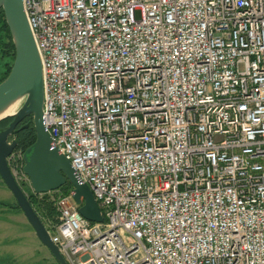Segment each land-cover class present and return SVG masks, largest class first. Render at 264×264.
Returning <instances> with one entry per match:
<instances>
[{
  "label": "built area",
  "instance_id": "obj_1",
  "mask_svg": "<svg viewBox=\"0 0 264 264\" xmlns=\"http://www.w3.org/2000/svg\"><path fill=\"white\" fill-rule=\"evenodd\" d=\"M24 8L44 125L104 217L46 193L67 264H264V0Z\"/></svg>",
  "mask_w": 264,
  "mask_h": 264
},
{
  "label": "water",
  "instance_id": "obj_2",
  "mask_svg": "<svg viewBox=\"0 0 264 264\" xmlns=\"http://www.w3.org/2000/svg\"><path fill=\"white\" fill-rule=\"evenodd\" d=\"M1 10L15 46V60L9 76L0 83V121L13 120L6 129L0 130V178L40 243L57 264H67L9 165V158L18 147L17 141L10 139L27 117H33L36 141L23 153V172L29 178L33 192L46 194L70 183L73 186L71 195L80 207V214L92 223H103L104 217L90 187L78 180L71 162L53 147L52 137L44 125L43 65L25 12L24 0H0ZM12 106H15V114L1 117Z\"/></svg>",
  "mask_w": 264,
  "mask_h": 264
},
{
  "label": "rangeland",
  "instance_id": "obj_3",
  "mask_svg": "<svg viewBox=\"0 0 264 264\" xmlns=\"http://www.w3.org/2000/svg\"><path fill=\"white\" fill-rule=\"evenodd\" d=\"M9 62L7 57H2L0 51V79L6 71V63ZM23 188L26 195L32 199L33 207L41 218L54 219L56 213L52 217L50 215L52 213L50 209L54 210L50 197L55 194L36 195L29 184ZM8 191L0 178V264H57L36 235H33L32 227L23 213L16 209V201L13 196H9ZM5 210L6 213H3ZM6 229H9V232Z\"/></svg>",
  "mask_w": 264,
  "mask_h": 264
},
{
  "label": "trees",
  "instance_id": "obj_4",
  "mask_svg": "<svg viewBox=\"0 0 264 264\" xmlns=\"http://www.w3.org/2000/svg\"><path fill=\"white\" fill-rule=\"evenodd\" d=\"M0 51L2 53L3 58H8L10 60L9 63H6V71L4 72V75L0 79V83H2L6 78L9 76L12 65L15 60V46L12 40V36L10 33V30L8 28V25L6 23L4 12L0 11ZM12 118L5 119L3 121H0V130H4L8 127L10 124ZM25 124L21 129L16 132V141L18 143V147L15 152H21L24 153L29 147H31L35 141H36V132L33 124V117H27L25 119ZM73 190V186L68 183L66 186L60 189V192L64 195H70ZM31 204L33 205L32 199L30 200ZM52 208V207H51ZM16 209L19 210V208L16 205ZM51 210V217L55 215L54 210ZM53 219V217H52Z\"/></svg>",
  "mask_w": 264,
  "mask_h": 264
},
{
  "label": "flooded vegetation",
  "instance_id": "obj_5",
  "mask_svg": "<svg viewBox=\"0 0 264 264\" xmlns=\"http://www.w3.org/2000/svg\"><path fill=\"white\" fill-rule=\"evenodd\" d=\"M13 120H11V122H12ZM25 121L26 120H24L18 127H17V129H16V132H18L20 129H21V127H23V125L25 124ZM10 122V123H11ZM11 141H13V140H16V134H14L12 137H11V139H10ZM29 198V197H28ZM29 200H31V198H29ZM33 206V205H32ZM35 209V208H34ZM37 212V211H36ZM39 215V214H38ZM40 216V215H39ZM42 219V218H41ZM43 221V220H42ZM44 223V222H43ZM47 228V227H46Z\"/></svg>",
  "mask_w": 264,
  "mask_h": 264
},
{
  "label": "bare ground",
  "instance_id": "obj_6",
  "mask_svg": "<svg viewBox=\"0 0 264 264\" xmlns=\"http://www.w3.org/2000/svg\"><path fill=\"white\" fill-rule=\"evenodd\" d=\"M15 106L10 107L1 117H6L15 114Z\"/></svg>",
  "mask_w": 264,
  "mask_h": 264
},
{
  "label": "crops",
  "instance_id": "obj_7",
  "mask_svg": "<svg viewBox=\"0 0 264 264\" xmlns=\"http://www.w3.org/2000/svg\"><path fill=\"white\" fill-rule=\"evenodd\" d=\"M1 189H2V187H1ZM8 192H10V191H8ZM9 196H12V194H11V192H10V195ZM6 211L7 210H5V211H3V213H6ZM1 213V212H0ZM16 215H18L17 213H16ZM6 231H8L9 232V229H6ZM32 233H33V235L35 236V233H34V231H31ZM1 245V244H0Z\"/></svg>",
  "mask_w": 264,
  "mask_h": 264
}]
</instances>
